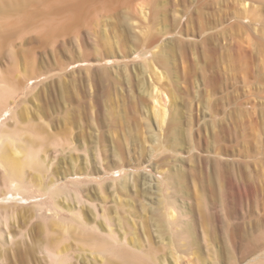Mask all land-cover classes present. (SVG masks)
Segmentation results:
<instances>
[{"label":"rangeland","instance_id":"obj_1","mask_svg":"<svg viewBox=\"0 0 264 264\" xmlns=\"http://www.w3.org/2000/svg\"><path fill=\"white\" fill-rule=\"evenodd\" d=\"M0 119V264H264V0H0Z\"/></svg>","mask_w":264,"mask_h":264},{"label":"bare ground","instance_id":"obj_2","mask_svg":"<svg viewBox=\"0 0 264 264\" xmlns=\"http://www.w3.org/2000/svg\"><path fill=\"white\" fill-rule=\"evenodd\" d=\"M7 97H9V94L5 95V98H7ZM3 128H4V125L2 123V120L0 119V164H1L2 167H4L6 169L7 176L12 178L13 180L19 181V183H15L13 185L12 184L9 185L8 188H11L10 189V191H11L10 192L11 193L10 196L11 197L20 196V198L23 199L25 194H27V190H28V189L26 190V188L22 185V178H23V169L22 168H23V164H21V162L16 157H14L17 154V152H18V150L16 148L12 149L11 152L9 151V149H8V140H10V143L12 145H14L15 141L13 139H10L6 135V133H5ZM12 154H14V156ZM25 165L29 166V167H34V168H40L41 165H40V162L38 160L37 154L30 153L27 156V159L25 161ZM22 190H25V191H22ZM1 191H0V201L1 202L4 201V200L6 201L7 198H9V197H7L5 195L4 189L3 190L1 189ZM28 195L29 194H27L26 196H28ZM46 196H48L53 201L51 205H47L48 210L50 212H53L54 216H59L60 213H61V209L54 202V199H55V196H56V192L55 193L54 192H49L48 195L46 193ZM3 219H4L3 209L0 207V227L2 226ZM0 236H2L1 230H0ZM108 237L111 239V243L106 244V246H107V249L110 252V254L116 255V252H117L118 254L120 253V255H121V256H119V258L125 256L126 259H127V256L129 258L132 256V259H133V257L138 259V257H139L138 254H140L138 251L136 253V251L133 252L134 250H128L129 249L128 246L124 245L120 241H117V239L114 238L111 234H109ZM129 252H131L132 255ZM48 257H49V259H50L52 264H63V262L65 261L63 258L51 255L49 253H48ZM141 257L142 256L140 255L139 258H141ZM146 258L143 257V259H146Z\"/></svg>","mask_w":264,"mask_h":264}]
</instances>
